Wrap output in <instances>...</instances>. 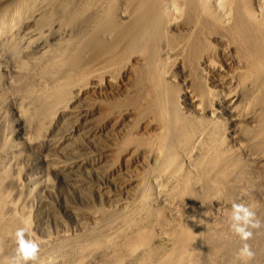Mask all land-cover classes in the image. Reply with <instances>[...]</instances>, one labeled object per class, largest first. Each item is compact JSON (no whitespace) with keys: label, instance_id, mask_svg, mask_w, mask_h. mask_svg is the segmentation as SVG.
Instances as JSON below:
<instances>
[{"label":"bare ground","instance_id":"obj_1","mask_svg":"<svg viewBox=\"0 0 264 264\" xmlns=\"http://www.w3.org/2000/svg\"><path fill=\"white\" fill-rule=\"evenodd\" d=\"M0 50L34 117L65 115L90 95L116 127L132 122L116 155L141 169L129 177L130 200L103 213L106 226L28 264L106 247L118 264H201L200 237L212 228L191 189L205 197L217 180L214 192L228 191L244 177L241 153L264 160V0H0ZM22 226L16 216L0 222V261Z\"/></svg>","mask_w":264,"mask_h":264},{"label":"rangeland","instance_id":"obj_2","mask_svg":"<svg viewBox=\"0 0 264 264\" xmlns=\"http://www.w3.org/2000/svg\"><path fill=\"white\" fill-rule=\"evenodd\" d=\"M3 53L6 52L0 50V65L8 71L4 74L0 71V169L4 170L0 183V222L12 216L23 220L26 225L22 226L24 240L39 244L34 260H40L44 257L42 255L59 249L63 242L85 229L101 227L105 224L104 214L130 200L129 177L138 175L141 169L135 163H121L116 155V144L128 131L131 132L134 125L127 120L116 127L117 118L107 119L97 113L90 95L81 98L65 115L43 117L40 114L38 118L34 117L36 109L32 99L17 91V86L12 87V71L16 68L9 54ZM86 110L89 114L84 113ZM218 122L230 128L227 119L219 118L216 124ZM105 123L107 126H103ZM240 158L245 161L244 177L234 184L225 183L228 191L214 192L217 180L208 184L205 197L203 190L191 189V196L198 199L193 209L201 211L199 213L206 217L212 228L209 233L208 230L204 233L207 238L205 235L200 237V249L195 254L200 263H210L205 253L211 252L218 244L216 251L223 247L222 251L216 252L211 264H264V160L249 153H241ZM233 201L249 206L258 221L256 227L249 229L252 235L246 241L229 227ZM173 210H165L166 219L182 208ZM109 224V227H104L107 224L103 226L104 231L112 225ZM245 243L253 252L251 259L246 261L237 257L238 249ZM15 247L13 238L5 247L8 258ZM111 251L110 247L100 248L92 251L94 254L86 253L88 256L85 254L81 259L80 255L63 258L59 264H118Z\"/></svg>","mask_w":264,"mask_h":264},{"label":"clouds","instance_id":"obj_3","mask_svg":"<svg viewBox=\"0 0 264 264\" xmlns=\"http://www.w3.org/2000/svg\"><path fill=\"white\" fill-rule=\"evenodd\" d=\"M255 213L249 206L242 203H231V224L230 229L239 236L242 241H246L252 232L250 228L257 226L258 221L254 219ZM16 247L11 257L6 261H0V264H28L36 258L39 251V244L33 240H24V229L22 227L16 228L12 232ZM253 252L249 249L248 245L242 244L237 251V257L242 260L251 259Z\"/></svg>","mask_w":264,"mask_h":264}]
</instances>
